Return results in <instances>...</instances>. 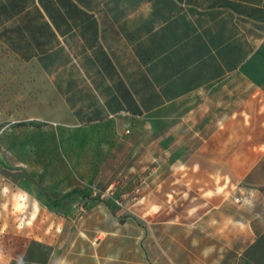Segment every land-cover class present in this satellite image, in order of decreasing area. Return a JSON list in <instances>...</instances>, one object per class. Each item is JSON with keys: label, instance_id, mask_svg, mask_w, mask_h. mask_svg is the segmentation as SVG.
<instances>
[{"label": "crops", "instance_id": "0c3cea01", "mask_svg": "<svg viewBox=\"0 0 264 264\" xmlns=\"http://www.w3.org/2000/svg\"><path fill=\"white\" fill-rule=\"evenodd\" d=\"M135 7L0 0V42L75 122L143 112L148 171L127 208L73 195L47 235L7 232L3 264H264V0Z\"/></svg>", "mask_w": 264, "mask_h": 264}, {"label": "rangeland", "instance_id": "374dc122", "mask_svg": "<svg viewBox=\"0 0 264 264\" xmlns=\"http://www.w3.org/2000/svg\"><path fill=\"white\" fill-rule=\"evenodd\" d=\"M119 1L122 17H128L134 5L137 16L144 15L146 0ZM240 60L232 59L233 65ZM143 96L142 91L139 102ZM144 130L143 112L122 124L116 118L94 125L75 122L60 95L49 90L48 75L38 63L15 56L0 42V151L11 165L41 181L37 185L20 170L0 166V264L9 254L7 232L39 236L59 226L61 215L42 190L58 199L82 188L89 197L104 198L110 205H118L117 200L127 208V194L141 193L148 172L134 166L145 161ZM83 200L75 205L80 212H86Z\"/></svg>", "mask_w": 264, "mask_h": 264}, {"label": "trees", "instance_id": "16d2710c", "mask_svg": "<svg viewBox=\"0 0 264 264\" xmlns=\"http://www.w3.org/2000/svg\"><path fill=\"white\" fill-rule=\"evenodd\" d=\"M19 171V170H18ZM20 173H22L23 175L29 177L35 184L40 185L41 181L40 178L35 177L34 175L20 170ZM44 198L46 200V202L53 208V209H61L64 207L66 200H68L69 198H71L73 195H79L87 200L90 201H101V199H99L98 197H89V195L87 194L85 189L82 188H73L67 192H65L60 198L58 199H53L51 197H49L47 195V193L42 190Z\"/></svg>", "mask_w": 264, "mask_h": 264}, {"label": "water", "instance_id": "95a60500", "mask_svg": "<svg viewBox=\"0 0 264 264\" xmlns=\"http://www.w3.org/2000/svg\"><path fill=\"white\" fill-rule=\"evenodd\" d=\"M0 166H2L4 169L11 170V171L20 170L18 169V167L11 165L7 156L2 151H0Z\"/></svg>", "mask_w": 264, "mask_h": 264}]
</instances>
